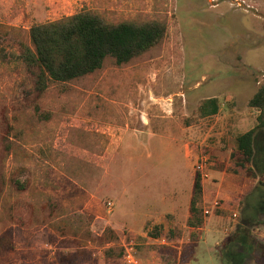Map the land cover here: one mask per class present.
Listing matches in <instances>:
<instances>
[{
    "label": "rangeland",
    "instance_id": "374dc122",
    "mask_svg": "<svg viewBox=\"0 0 264 264\" xmlns=\"http://www.w3.org/2000/svg\"><path fill=\"white\" fill-rule=\"evenodd\" d=\"M65 5L45 13L27 0H0V239L15 241L12 251L0 245V264H70L75 255L74 264H129L126 248L138 264H189L181 253L193 231L195 264H208L214 252L201 242L207 233L223 264H264V186L246 184L248 171L231 160L237 136L257 126L259 112L249 103L264 83V0H91L84 9L116 23L165 21L168 36L141 59L41 95L20 38L84 10ZM211 94L223 105L220 120H194L196 101ZM222 144L231 150L226 157L216 151ZM203 156L208 178L196 170ZM252 166L264 172V129ZM212 171L242 188L233 200L206 198L204 182H219ZM194 199L203 220L196 230L189 226ZM77 214L92 219L85 248L50 234V222ZM156 228L162 235L153 239ZM17 230H25L24 242ZM114 235L121 259L105 255Z\"/></svg>",
    "mask_w": 264,
    "mask_h": 264
},
{
    "label": "trees",
    "instance_id": "16d2710c",
    "mask_svg": "<svg viewBox=\"0 0 264 264\" xmlns=\"http://www.w3.org/2000/svg\"><path fill=\"white\" fill-rule=\"evenodd\" d=\"M168 32L169 27L165 21L136 18L116 23L104 13L84 9L77 14L31 27L27 35L20 38L21 59L28 71L35 76L36 89L42 95L53 85L65 88L105 70L108 66L121 67L143 58L163 43ZM220 106L219 99L206 100L199 109L201 118L217 115ZM249 106L259 112L257 126L237 136L231 160L237 167L248 171L249 179L258 180L259 185L264 186V172L258 173L252 166L256 157V135L259 130L264 129V83L260 84ZM201 179L197 175V194L202 192ZM11 181L21 190H26L29 186L18 179ZM196 207L194 199L190 209L191 229H199L203 224V220L197 218L199 211ZM30 222L31 220L27 224ZM50 225L54 229L50 231L52 236L57 239L74 238L78 248H85L92 237V219L83 214L62 216L50 222ZM258 225L264 226V219L258 221ZM161 235L160 228L151 233L153 239H158ZM16 236L24 242L25 230H17ZM5 239H0V245L5 246L3 248L6 251H12L14 239ZM190 239L191 242L184 246L185 250L181 253L184 262L193 259L196 254L198 233L192 232ZM9 240L11 247L8 245ZM110 242L115 246L105 249L107 259H121L124 250L118 247L119 239L114 235ZM76 257L67 258V263L74 264Z\"/></svg>",
    "mask_w": 264,
    "mask_h": 264
},
{
    "label": "crops",
    "instance_id": "0c3cea01",
    "mask_svg": "<svg viewBox=\"0 0 264 264\" xmlns=\"http://www.w3.org/2000/svg\"><path fill=\"white\" fill-rule=\"evenodd\" d=\"M28 1V4L30 6H34V7H37L39 8L41 11H44L45 13H48L50 12L51 8L55 7L56 3L58 4V6H61L62 9H65L66 8V5L65 4H74V5H78L80 6L81 8H85L86 4H89V2H91V0H73L72 3L68 2L69 0H27ZM68 17V16H67ZM199 84L196 85L193 89V91H197L199 89ZM209 99H219V97L215 94H211L209 96H207L206 98H204L203 100H197L195 105H196V112H195V118L194 120H196L197 118L200 119L199 121H219L220 120V116L222 115V104L220 106V112L215 115V116H212L210 118H201V114L199 112V109H200V106L202 105L203 102H205L206 100H209ZM196 123V122H195ZM195 123H191V126H189V129L195 125ZM236 142V141H235ZM226 145L225 144H222L221 146L217 147L216 148V151L219 155H222L223 157H226V152L229 153L231 150H234L236 148V145L233 147V149L231 148V150H224L222 148H225ZM234 164V163H233ZM237 167V166H236ZM229 169L233 168L232 167V164H229L228 166ZM240 168V167H238ZM225 176V172L222 171V172H217V171H212V177L216 178V179H219V182L218 183H213V182H210L209 180H206L204 182V185H203V190H204V195L206 196V198H208L209 200L212 198V196L216 195L217 197L221 196L222 199L226 200L227 202L233 200L231 199L232 196H234V194L236 193V190H242L241 187H238V185H229L228 183L225 182V180H223V177ZM250 179L247 178V181H246V184L250 185L253 187V182L254 181H257V180H254V179ZM250 186V187H251ZM251 187V188H252ZM248 188V187H247ZM248 191L245 190L243 195H245ZM194 232V231H193ZM192 234V233H191ZM191 237V235H190ZM210 237V235L207 233L205 234L204 236V239H202V244L204 245V247H206L207 249L210 248V250H214V252H208V255H210L209 257L207 256V260L209 261L208 264H214V262L216 261H219L220 264H223L222 261L220 259H218L215 255V244H213L212 242H208L207 239ZM206 238V239H205ZM211 238V237H210ZM204 240V241H203ZM190 243V240L188 241ZM186 242V243H188ZM200 244V246L202 245ZM186 245V244H185ZM197 248H198V245H197ZM205 248V249H206ZM203 258L205 259V254H202ZM198 259H199V254H197V257L194 256V258L190 259L191 262H198ZM189 263V264H192V263ZM194 262V264H195ZM207 264V262H206Z\"/></svg>",
    "mask_w": 264,
    "mask_h": 264
},
{
    "label": "built area",
    "instance_id": "2783aa9c",
    "mask_svg": "<svg viewBox=\"0 0 264 264\" xmlns=\"http://www.w3.org/2000/svg\"><path fill=\"white\" fill-rule=\"evenodd\" d=\"M209 166V158H207L206 156H203L202 159L200 160V162L197 164L196 166V170L197 172L202 175L204 178H208L209 175L206 173L207 169ZM221 203L219 201H216L215 203H213L214 208L216 209H220ZM109 209L112 210L113 208V203L110 202L108 204ZM213 208V207H212ZM206 214L210 213L209 211H205ZM134 251L133 248H126V252L124 254V259L126 262H128L129 264H138V262L136 261L135 255H134Z\"/></svg>",
    "mask_w": 264,
    "mask_h": 264
}]
</instances>
